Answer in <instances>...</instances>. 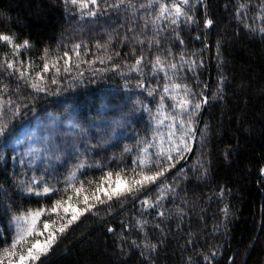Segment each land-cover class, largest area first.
Listing matches in <instances>:
<instances>
[{
	"label": "trees",
	"instance_id": "1",
	"mask_svg": "<svg viewBox=\"0 0 264 264\" xmlns=\"http://www.w3.org/2000/svg\"><path fill=\"white\" fill-rule=\"evenodd\" d=\"M116 2L101 0V7L107 11L95 19L81 20L78 14L65 12L61 0H0V10L10 16V19L0 18V33L31 40L32 50L30 54L25 52L24 57L27 60L30 55L34 62L33 77L41 71L39 57L45 47L54 58L62 51L71 52L73 44L86 45L82 49L86 53L84 60L96 61L91 65L82 63L69 72L56 74L50 69L42 73L43 86L58 94L36 93L26 84L21 85L20 101L29 108L23 110L22 120L14 122V135L9 143L22 131L38 125L39 144L50 151L43 149L40 158L31 165L29 160L21 164L13 160L12 147L0 143V182L16 178L30 181L33 176L42 175L50 183L62 182L80 159L103 165V168L83 169L78 174L85 181L98 179L103 170L130 165L138 142L152 141L155 137V145L159 147L164 141L166 149L168 125L172 123V115L179 114V104L166 96L164 107L160 108L163 84L172 80L187 84L197 93L203 89L208 96V104L195 117L199 131L204 132L207 125V132L203 144L197 134L193 151L177 165L181 170L173 169L169 174L167 183L173 191L165 193L167 198L162 201L166 218H158L155 212L143 217L149 221L153 243L160 244L158 253L153 254L154 262L186 264L191 257L204 264L200 253L215 252L212 264H264V176L259 175L260 167H264V41L247 34L234 17L240 0H205L207 10L197 0H191V14L196 23L185 24L181 18L179 27L173 31L174 26L168 21L159 22L158 27L163 29L157 34L161 43L149 52L147 42L138 45L133 37L151 41L154 34L151 21L159 12L158 5L140 8L139 5L149 0H131L135 8L127 4L119 9L108 7ZM160 2L171 5L172 0ZM250 3L255 9L261 0ZM206 11L207 17L214 21L209 29L203 25ZM255 16V11L249 12L245 22L259 27L260 21ZM146 20L149 23L144 29ZM129 27L135 31H129ZM177 33L183 44L175 39ZM125 36L129 39L125 40ZM98 43L107 45V50L98 49ZM141 51L145 85L156 90L154 97L137 87L139 77L131 67ZM133 52L137 55H132ZM157 54L179 66L174 77L167 67L151 70L150 61ZM100 58H104L103 64L99 63ZM193 60L203 64L195 74L187 71ZM59 63L62 65L63 60ZM113 66H117L116 71L112 70ZM94 68L103 71L93 72ZM165 71L169 81H165ZM52 78L58 83L52 84ZM221 78L225 81V91L221 98L213 99ZM0 79L8 78L0 76ZM16 83L12 78L13 95H17ZM173 95L179 99L182 93ZM145 107L150 111H145ZM52 128L56 131L51 141L45 143L44 137ZM126 146L133 149L131 154L124 153ZM226 150L233 154L225 158ZM201 165L208 169L207 176L203 175ZM220 189H224L222 198ZM158 195V191L147 193L153 200ZM37 199L17 194L14 203L21 210L34 209L38 207ZM3 200L0 196V201ZM45 203L50 201L41 200V205ZM141 211L139 201L134 204L127 201L110 211L101 207L98 215L82 217L45 258V264H139L138 249L121 253L119 236L121 221L134 223L141 219ZM155 223H160L163 231L153 228ZM108 228L115 229L116 235L109 233ZM7 229V217L0 215V247L4 246ZM127 238L130 242L137 237L129 233Z\"/></svg>",
	"mask_w": 264,
	"mask_h": 264
},
{
	"label": "snow or ice",
	"instance_id": "2",
	"mask_svg": "<svg viewBox=\"0 0 264 264\" xmlns=\"http://www.w3.org/2000/svg\"><path fill=\"white\" fill-rule=\"evenodd\" d=\"M198 3L203 4L207 10V3L205 0H197ZM65 12H70L73 15H79L81 20L85 18L95 19L107 8L101 7V0H61ZM135 8L136 5L131 0H118V2L109 5L108 7L119 9L122 6ZM153 4H157L159 12L155 19L151 21L154 29V34L151 41L141 39L140 36H135L136 43L143 46L148 43V51L152 48L159 47L161 41L158 39V33L163 31L158 27L159 22L168 21L174 26L173 31L179 27L181 18L184 19L185 24L196 23L195 17L191 14L192 3L191 0H172L171 5L160 0H149L147 4L139 5L140 8H149ZM256 12L255 18L260 21L259 27L251 23L245 22L248 18L249 12ZM234 17L242 24L243 29L247 34L253 38L259 37L264 41V0H261L259 6L255 9L250 3V0H240L236 5ZM0 18L10 19V16L0 10ZM148 21L143 25L144 29L148 27ZM204 28L209 29L214 26V21L207 17L203 20ZM129 31H135L129 27ZM143 34V33H142ZM125 40L129 38L124 37ZM179 44H183V39L179 34L175 36ZM199 39V37H197ZM111 41L109 40V43ZM86 45L73 44L71 52L65 50L54 58L50 56V49L45 47L39 59L41 61V71L37 72L35 77L31 75L34 62L30 55L26 60L25 52L30 54L32 50V42L29 39H20L17 35L12 33H0V76H6L7 81L0 79V143L5 147H12L15 151V143H19V139L13 143H9L14 135V122L22 120L24 117V109H28L27 103H22L18 95L21 85H27L33 92H44L48 94H58V92H49L43 86L44 77L42 73L49 72L54 69L56 74L69 72L73 67L79 68L82 63L94 64L93 61L84 60L86 53L82 51ZM99 49L103 47L107 50V45H96ZM59 51V50H58ZM168 55H171V49L167 50ZM137 55L136 52L131 53ZM119 55V53H117ZM221 55L220 44L217 45V56ZM73 57L75 63H73ZM109 61L111 56L106 57ZM63 60L61 65L59 62ZM183 61V57H181ZM144 61L143 52L138 55L134 65L131 67L136 71L137 87L142 92H147L148 96L154 97L156 90L145 85V77L142 72ZM99 63H104V58L99 59ZM151 70L157 71L161 68H170L173 72V77L179 71V66L176 63L166 62L159 54L154 60L150 61ZM192 65L187 71L193 72L197 68L202 67V62L195 60L191 61ZM113 71L117 70V66H113ZM103 69H93V72H101ZM83 75V73H79ZM123 75V73H121ZM12 78H15L17 83L15 85L17 95H13L10 90ZM167 71H165V81H169ZM52 84H57L55 78L51 79ZM224 79L218 81V87L213 94V99L221 98L224 89ZM181 92L182 95L177 99L175 92ZM174 100L179 104V114L172 115V123L168 125V147L165 149L161 141L159 147L155 145V137L152 141L145 139L138 142L135 149V156L130 165L123 167L118 166L116 169H107L101 172L98 179L83 180L78 174H82V170L86 168H103L99 162L89 164L87 159H80L78 163L74 164V169L71 170L67 177L58 183H50L45 176H33L30 181L16 178L12 181L5 180L0 182V196L4 197L0 201V208L2 213L0 215L6 216L8 221V234L3 238V247H0V264H45V258L49 257L53 252L58 242L76 225L82 217L91 214L98 215L99 209L104 207L106 211H110L117 205L122 206L125 202L131 201L133 204L137 201L142 205L140 213L141 219L135 220L134 223L121 221L122 233L119 236L120 251L124 253L130 252L132 249L139 250V257H141L139 264H155L153 254L158 253L160 244L159 241L153 243L149 236V221L144 219L145 214L155 212L157 217L165 219V211L162 210L164 201L167 197L165 193L173 191L171 184L167 183L169 174L173 173V169H177V165L185 159V156L193 151V143L199 133L201 139L200 143H204V136L207 132V125H205L204 132H200L197 127L195 117L199 115L205 105L208 104V96L203 89L201 92H194L187 84L177 83L172 80L170 83L163 84V94L160 95V108L164 107L165 97ZM174 106V105H173ZM145 111H150L144 108ZM159 115V111L157 113ZM167 118V117H166ZM163 123V121H158ZM72 126V125H70ZM174 129V130H173ZM56 129L52 128L48 136L44 137L45 143H49L52 139V134ZM83 135L84 130L80 129ZM32 139V137H28ZM156 148L155 151H151ZM45 151H50L46 148ZM41 150L39 148L29 147L23 156L29 158V165L32 159L36 158ZM79 153V149H76ZM124 153L131 154L133 149L129 147L124 148ZM231 150L225 151V158L231 156ZM62 155V153H61ZM123 155V154H122ZM2 158V157H0ZM13 160L16 156L12 157ZM60 159V155L56 156ZM115 159V158H114ZM23 164V158H21ZM203 169V175L207 176L208 169L200 166ZM259 175L264 176V167H260ZM87 184V186H86ZM13 189L15 191H13ZM158 191L159 195L153 200L149 199L147 193ZM11 192V196L9 193ZM19 194L21 197H36V208H21L14 203V198ZM219 195L222 198L224 189L219 190ZM41 200L50 201L41 205ZM6 201V202H5ZM227 215V208L223 210ZM153 228H158L163 231L160 223L152 225ZM108 232L116 235L115 229L108 228ZM135 233L136 239L128 240V234ZM115 243V241H114ZM191 243V241H189ZM125 245L127 248H125ZM203 256L204 264H212V258L215 257V252H209L208 255ZM186 264H200V261L193 260L191 257L186 261Z\"/></svg>",
	"mask_w": 264,
	"mask_h": 264
},
{
	"label": "rangeland",
	"instance_id": "3",
	"mask_svg": "<svg viewBox=\"0 0 264 264\" xmlns=\"http://www.w3.org/2000/svg\"><path fill=\"white\" fill-rule=\"evenodd\" d=\"M28 137H32V139H28ZM16 138H18L20 141L19 143H15V151H13L14 155L16 156V161L21 162V158H23L24 162H27V160H29L28 157L23 156V153L27 152L29 147L39 148L41 150L38 156L32 159V163L40 158V154L45 148L39 144L41 135L40 132H38V125L22 131L12 140L11 143H13Z\"/></svg>",
	"mask_w": 264,
	"mask_h": 264
}]
</instances>
